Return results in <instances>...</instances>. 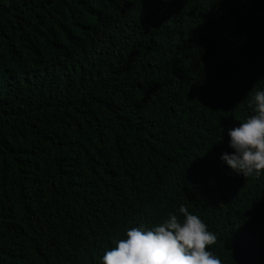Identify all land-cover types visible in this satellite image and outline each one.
Segmentation results:
<instances>
[{
    "label": "trees",
    "instance_id": "1",
    "mask_svg": "<svg viewBox=\"0 0 264 264\" xmlns=\"http://www.w3.org/2000/svg\"><path fill=\"white\" fill-rule=\"evenodd\" d=\"M264 88V0H0V264H100L180 204L264 264V173L221 161Z\"/></svg>",
    "mask_w": 264,
    "mask_h": 264
},
{
    "label": "clouds",
    "instance_id": "2",
    "mask_svg": "<svg viewBox=\"0 0 264 264\" xmlns=\"http://www.w3.org/2000/svg\"><path fill=\"white\" fill-rule=\"evenodd\" d=\"M252 113L227 131L228 147L220 159L244 177L264 173V88L248 93ZM216 233L180 204L151 227L125 229L101 256L100 264H222L211 246Z\"/></svg>",
    "mask_w": 264,
    "mask_h": 264
}]
</instances>
